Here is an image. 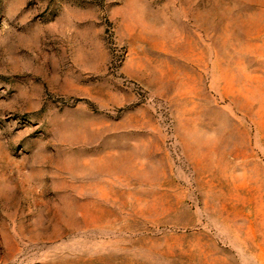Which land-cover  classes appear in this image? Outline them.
Returning <instances> with one entry per match:
<instances>
[{
    "label": "rangeland",
    "instance_id": "rangeland-1",
    "mask_svg": "<svg viewBox=\"0 0 264 264\" xmlns=\"http://www.w3.org/2000/svg\"><path fill=\"white\" fill-rule=\"evenodd\" d=\"M0 264H264V0H0Z\"/></svg>",
    "mask_w": 264,
    "mask_h": 264
}]
</instances>
